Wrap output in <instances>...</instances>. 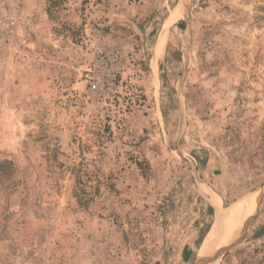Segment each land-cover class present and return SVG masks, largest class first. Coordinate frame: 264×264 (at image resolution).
Returning <instances> with one entry per match:
<instances>
[{"label": "rangeland", "instance_id": "1", "mask_svg": "<svg viewBox=\"0 0 264 264\" xmlns=\"http://www.w3.org/2000/svg\"><path fill=\"white\" fill-rule=\"evenodd\" d=\"M188 6L0 0V264H264V0Z\"/></svg>", "mask_w": 264, "mask_h": 264}, {"label": "crops", "instance_id": "2", "mask_svg": "<svg viewBox=\"0 0 264 264\" xmlns=\"http://www.w3.org/2000/svg\"><path fill=\"white\" fill-rule=\"evenodd\" d=\"M157 2H163L165 7L160 24L163 26L161 35L164 33L170 35L174 31L186 28V17L189 11L188 0H157Z\"/></svg>", "mask_w": 264, "mask_h": 264}, {"label": "bare ground", "instance_id": "3", "mask_svg": "<svg viewBox=\"0 0 264 264\" xmlns=\"http://www.w3.org/2000/svg\"><path fill=\"white\" fill-rule=\"evenodd\" d=\"M251 200H252V199H251ZM249 201H250V200H249ZM249 201H248V202H249ZM248 202H247V205H248ZM249 204H250V203H249ZM250 205H251V204H250ZM252 205H254V204H252ZM244 206H245V205H244ZM244 206H243V209H245ZM248 206H249V205H248ZM237 207H238V206H237ZM251 209H252V208H251ZM243 211H244V210H243ZM243 211H242V212H243ZM232 215H233V214H232ZM214 231H215V228H214ZM210 236H211V235H210ZM205 246H206V245H205ZM205 246H204V247H205Z\"/></svg>", "mask_w": 264, "mask_h": 264}]
</instances>
